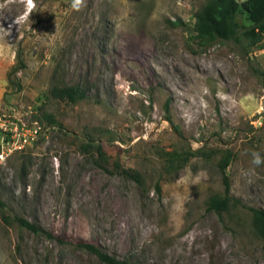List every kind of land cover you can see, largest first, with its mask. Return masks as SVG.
Masks as SVG:
<instances>
[{"label":"rangeland","instance_id":"rangeland-1","mask_svg":"<svg viewBox=\"0 0 264 264\" xmlns=\"http://www.w3.org/2000/svg\"><path fill=\"white\" fill-rule=\"evenodd\" d=\"M205 2L84 0L76 11L72 0H0V113L29 139L7 151L0 131V264H104L79 241L133 264H264L249 209H264V164L251 163L254 151L264 157V47L201 45L193 16ZM52 81L87 86L89 97L47 98ZM172 150L198 152L166 173ZM226 152L240 203L216 212L207 206L223 193Z\"/></svg>","mask_w":264,"mask_h":264},{"label":"trees","instance_id":"trees-1","mask_svg":"<svg viewBox=\"0 0 264 264\" xmlns=\"http://www.w3.org/2000/svg\"><path fill=\"white\" fill-rule=\"evenodd\" d=\"M239 13L245 14L248 21L247 24H240L236 16ZM195 37L198 42L203 45H211L215 42H231L237 51L243 55H247L253 48L264 47V0H206V2L194 13ZM264 76V70L255 69ZM88 87H84L78 83L59 85L52 81L45 92L47 98L57 99L70 104L77 103L80 100L87 99ZM45 120L52 125H58V121L50 113L44 114ZM170 119L169 116L167 118ZM85 150L94 148L99 161H106V156L100 144L94 146L90 142L82 144ZM198 152V150L178 151L172 150L165 152V171L173 173L180 170L184 164ZM230 153L226 152L219 161V167L223 175L224 190L222 194H214L208 200L207 208L216 212L226 211L229 209L231 202L240 203L237 198H231L229 195V182L225 172V168L229 164ZM114 167L121 174L133 180L138 185H142L143 178L141 173L133 168H123L118 162L114 163ZM156 190L160 192V186L156 183ZM5 207V202L0 197V211ZM252 213V226L260 237L264 238V209L250 207ZM4 222L13 220L21 228H25L29 232L53 239L64 244L61 237L54 235L40 227L38 224L29 221L27 218L19 215L12 217L2 213ZM75 247L85 250L93 254L100 262L104 264H133L126 258H119L101 250L96 245L79 241L74 243Z\"/></svg>","mask_w":264,"mask_h":264},{"label":"built area","instance_id":"built-area-1","mask_svg":"<svg viewBox=\"0 0 264 264\" xmlns=\"http://www.w3.org/2000/svg\"><path fill=\"white\" fill-rule=\"evenodd\" d=\"M19 125L14 122L12 116L0 113V131L2 134L6 135L7 140L5 144V149L7 151H13L15 149L22 148L29 139L27 137V129L24 126ZM36 131V128H35ZM4 153L2 150L1 154Z\"/></svg>","mask_w":264,"mask_h":264},{"label":"clouds","instance_id":"clouds-1","mask_svg":"<svg viewBox=\"0 0 264 264\" xmlns=\"http://www.w3.org/2000/svg\"><path fill=\"white\" fill-rule=\"evenodd\" d=\"M29 3H31V0H28ZM71 7L76 10L80 11L84 7V0H72ZM252 161L251 163L255 166H260L261 164H264V157L260 155L259 152H252Z\"/></svg>","mask_w":264,"mask_h":264}]
</instances>
